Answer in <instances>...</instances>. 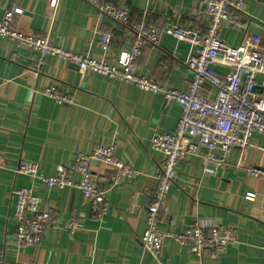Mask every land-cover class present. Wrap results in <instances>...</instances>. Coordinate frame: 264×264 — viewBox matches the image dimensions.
Instances as JSON below:
<instances>
[{
    "label": "crops",
    "instance_id": "crops-1",
    "mask_svg": "<svg viewBox=\"0 0 264 264\" xmlns=\"http://www.w3.org/2000/svg\"><path fill=\"white\" fill-rule=\"evenodd\" d=\"M131 9V21H194L200 28L205 0H113ZM247 32L264 50V0H244ZM50 0H0V22L7 9H20L16 23L24 33L49 35L54 45L81 56L100 57L104 49L99 32L112 34L111 63L130 52L133 32L110 19H99L83 0H59L55 10ZM241 30L226 26L219 38L237 46ZM190 46L164 37L159 47L147 45L137 64L138 74L169 89H184L192 79L185 61ZM256 93L264 96V75L256 76ZM56 88L74 99V105H59L44 95ZM181 109L164 96L98 75L81 73L75 64L0 37V264L18 261L33 264H160L143 252L140 239L147 228V207L158 187L155 176L162 157L151 150L156 132H172ZM115 141L117 156L140 173L111 187L114 170L94 165L93 180L107 194L109 210L97 219L80 190L48 187L18 172L32 162L45 176L70 164L77 154L88 155L97 145ZM245 151L233 149L222 168L204 167L189 156L177 167V181L167 201L168 212L159 224L163 233H182L194 221L234 227L237 243L215 259H199L189 246L172 238L164 241L162 264H264V181L249 176L248 168L264 170V135L254 134ZM74 183L81 180L71 173ZM32 188L41 208L50 207V225L37 248L20 247L14 239L17 228L14 191ZM247 197H253L249 201ZM76 220L74 235L64 228Z\"/></svg>",
    "mask_w": 264,
    "mask_h": 264
},
{
    "label": "built area",
    "instance_id": "built-area-1",
    "mask_svg": "<svg viewBox=\"0 0 264 264\" xmlns=\"http://www.w3.org/2000/svg\"><path fill=\"white\" fill-rule=\"evenodd\" d=\"M91 5L99 19H110L121 27L133 32L130 52L122 53L111 63L110 46L112 34L99 32V43L104 49L100 57L81 56L54 45L47 34L24 33L15 17L20 9H7L0 22V37L18 45L40 52L43 57L57 56L70 64H75L81 73L91 71L98 75L122 81L145 92L161 94L165 101H173L181 109V117L172 132H156L151 140V150L162 157L158 174V187L153 202L147 207V228L140 239L143 252L160 262L165 239L172 238L181 246H189L190 251L200 260L215 259L237 243L234 227L206 224L194 220L182 233L169 234L160 231L162 215L168 212L167 201L170 191L177 181V167L189 156L201 159L204 167L213 165L222 168L233 149L247 150L252 146L254 134L264 135V96L256 93V76L264 75V50L247 32V22L240 16L246 15L244 0H205L200 18L206 23L200 28L194 21L182 22L166 20L149 23L146 15L140 23L131 21V9L113 0H83ZM59 0H50V8L55 10ZM226 26L239 29L243 33L237 46L224 43L219 34ZM172 37L190 46L189 58L185 64L192 74L191 81L184 89H169L151 79L138 74L137 64L144 48L149 45L159 47L164 37ZM44 95L59 105H74V99L62 94L56 88H47ZM111 167L114 175L111 187L123 180L139 177L135 169L117 156L114 140L97 145L88 155L77 154L70 164L57 168L56 175L45 176L38 166L24 161L18 172L41 181L48 187L80 190L90 203L97 219H103L109 210L108 189L95 185L92 175L94 165ZM71 173L81 176L74 183ZM247 174L264 181V170L248 168ZM15 218L17 221L14 239L20 247L37 248L50 225L52 209L41 208L40 199L32 188L14 191ZM253 201V197H247ZM74 235L79 228L76 220L64 226ZM264 251V246L262 247ZM15 264H33L18 261Z\"/></svg>",
    "mask_w": 264,
    "mask_h": 264
}]
</instances>
